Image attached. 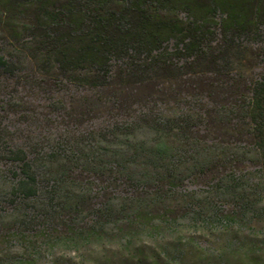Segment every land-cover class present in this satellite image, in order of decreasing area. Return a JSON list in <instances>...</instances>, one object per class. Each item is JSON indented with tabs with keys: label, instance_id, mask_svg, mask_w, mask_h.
I'll use <instances>...</instances> for the list:
<instances>
[{
	"label": "trees",
	"instance_id": "1",
	"mask_svg": "<svg viewBox=\"0 0 264 264\" xmlns=\"http://www.w3.org/2000/svg\"><path fill=\"white\" fill-rule=\"evenodd\" d=\"M250 36L264 42V0H0V264H34L60 242L118 244L143 263L137 238L173 227L169 191L196 172L215 173V193L187 199L192 219L231 226L225 196L254 206L221 171L241 122L264 178V73L242 71ZM29 87L63 103L58 130L27 106Z\"/></svg>",
	"mask_w": 264,
	"mask_h": 264
},
{
	"label": "rangeland",
	"instance_id": "2",
	"mask_svg": "<svg viewBox=\"0 0 264 264\" xmlns=\"http://www.w3.org/2000/svg\"><path fill=\"white\" fill-rule=\"evenodd\" d=\"M243 59L242 71L264 73V42L256 41L249 37L240 46ZM241 69V66L239 67ZM60 97L69 95L75 97L70 90L59 92ZM25 96L31 99L27 106L36 111L46 122L47 129H59L66 122L61 118H55L52 108L57 110L58 103L52 106L49 100L50 95L44 92L43 88L23 91ZM71 103L69 102V108ZM73 105V104H72ZM71 105V106H72ZM99 125V124H98ZM91 122H86L80 126H73V129L86 130L92 129ZM97 127V126H96ZM216 127L214 137L219 141L227 140L230 135H226L222 125L218 122L212 124ZM246 127L241 122L232 125L233 150L236 152L231 166L227 165L221 169L224 174L229 173L230 168L234 174L240 176V186L245 188V193L252 200L251 208L244 211L234 205L230 196H225L222 201L223 213L232 219L231 226H223L219 223L208 226L203 219H192V215L185 212L187 199L199 197V199H212L215 188L212 185V176L215 174L209 171L208 174L196 172L186 181L185 191L183 188L176 187L169 191L168 205L173 209L174 216L166 215V218H173L172 228L150 235L144 234L137 238V245L144 246L145 256L143 263L138 264H264V199L258 187L259 183H264V178L258 172L259 156L253 147V141L245 133ZM26 132V131H25ZM21 134L24 132H20ZM217 173V172H216ZM222 175V174H221ZM262 181V182H261ZM263 185V184H262ZM101 194V193H99ZM125 196V193L116 192L115 195ZM113 195V194H111ZM164 210L154 209V215H163ZM179 219L176 220V217ZM169 227H171L169 225ZM53 244L52 241H50ZM55 248H49L44 244L40 252L35 253L32 259L34 264H136L135 261H127L132 255L120 248L118 244H107L93 246L91 250L80 248L71 249L65 242L55 244ZM168 247V254L172 260H161L165 258L162 250ZM176 248L184 250L181 254ZM17 249V250H16ZM26 250L21 246H15L14 251ZM177 257V258H176ZM157 261V262H156Z\"/></svg>",
	"mask_w": 264,
	"mask_h": 264
}]
</instances>
